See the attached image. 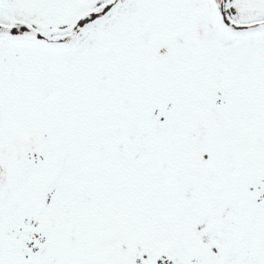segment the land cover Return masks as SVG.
<instances>
[{"label": "snow or ice", "instance_id": "1", "mask_svg": "<svg viewBox=\"0 0 264 264\" xmlns=\"http://www.w3.org/2000/svg\"><path fill=\"white\" fill-rule=\"evenodd\" d=\"M0 264H264V0H0Z\"/></svg>", "mask_w": 264, "mask_h": 264}]
</instances>
